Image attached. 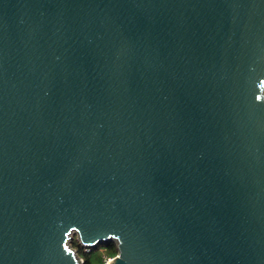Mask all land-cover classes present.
Wrapping results in <instances>:
<instances>
[{
	"label": "water",
	"instance_id": "obj_1",
	"mask_svg": "<svg viewBox=\"0 0 264 264\" xmlns=\"http://www.w3.org/2000/svg\"><path fill=\"white\" fill-rule=\"evenodd\" d=\"M264 264V0H0V264Z\"/></svg>",
	"mask_w": 264,
	"mask_h": 264
},
{
	"label": "rangeland",
	"instance_id": "obj_2",
	"mask_svg": "<svg viewBox=\"0 0 264 264\" xmlns=\"http://www.w3.org/2000/svg\"><path fill=\"white\" fill-rule=\"evenodd\" d=\"M75 242H77V244L75 245ZM69 244L78 250L81 251L82 253H88L87 252V248L84 247L78 239L77 233H73L71 236V239L69 240ZM114 244L116 245V243L114 242ZM93 254L90 256V263L91 264H97L99 262V258H103V264H108L110 262V259L113 258L114 256H116V254H110L109 251L105 250V248L102 245H98L97 247L92 249ZM83 260H84V254H80L79 255Z\"/></svg>",
	"mask_w": 264,
	"mask_h": 264
},
{
	"label": "trees",
	"instance_id": "obj_3",
	"mask_svg": "<svg viewBox=\"0 0 264 264\" xmlns=\"http://www.w3.org/2000/svg\"><path fill=\"white\" fill-rule=\"evenodd\" d=\"M77 244V242H75V245ZM102 245L105 250L109 251L110 254H116L118 251H117V246L114 244V241H110V242H107V243H103V244H100ZM94 251H92L91 253H82L81 251H79V255L80 254H84V261H85V264H91L90 263V256L93 254ZM103 261L104 259L103 258H99V262L97 264H103Z\"/></svg>",
	"mask_w": 264,
	"mask_h": 264
},
{
	"label": "built area",
	"instance_id": "obj_4",
	"mask_svg": "<svg viewBox=\"0 0 264 264\" xmlns=\"http://www.w3.org/2000/svg\"><path fill=\"white\" fill-rule=\"evenodd\" d=\"M83 246L87 248V252H89V253L92 252L93 247H90V246H88V245H83ZM113 258H114V257H113ZM113 258H111L110 261H111Z\"/></svg>",
	"mask_w": 264,
	"mask_h": 264
},
{
	"label": "bare ground",
	"instance_id": "obj_5",
	"mask_svg": "<svg viewBox=\"0 0 264 264\" xmlns=\"http://www.w3.org/2000/svg\"><path fill=\"white\" fill-rule=\"evenodd\" d=\"M108 264H110V262Z\"/></svg>",
	"mask_w": 264,
	"mask_h": 264
}]
</instances>
